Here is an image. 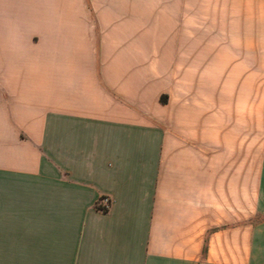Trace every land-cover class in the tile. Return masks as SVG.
I'll use <instances>...</instances> for the list:
<instances>
[{
    "label": "crops",
    "instance_id": "obj_1",
    "mask_svg": "<svg viewBox=\"0 0 264 264\" xmlns=\"http://www.w3.org/2000/svg\"><path fill=\"white\" fill-rule=\"evenodd\" d=\"M0 264H264V0H0Z\"/></svg>",
    "mask_w": 264,
    "mask_h": 264
},
{
    "label": "rangeland",
    "instance_id": "obj_2",
    "mask_svg": "<svg viewBox=\"0 0 264 264\" xmlns=\"http://www.w3.org/2000/svg\"><path fill=\"white\" fill-rule=\"evenodd\" d=\"M252 124L246 125V166L247 175L255 176L258 165L259 157L263 147V126L257 124V119L247 120Z\"/></svg>",
    "mask_w": 264,
    "mask_h": 264
},
{
    "label": "built area",
    "instance_id": "obj_3",
    "mask_svg": "<svg viewBox=\"0 0 264 264\" xmlns=\"http://www.w3.org/2000/svg\"><path fill=\"white\" fill-rule=\"evenodd\" d=\"M111 198L109 196H103L101 198L100 204H101V208L103 209H108L111 206Z\"/></svg>",
    "mask_w": 264,
    "mask_h": 264
}]
</instances>
